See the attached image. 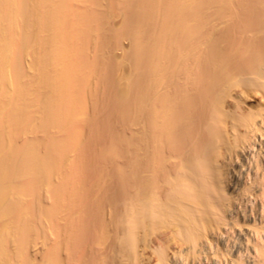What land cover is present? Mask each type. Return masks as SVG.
<instances>
[{"label":"bare ground","instance_id":"obj_1","mask_svg":"<svg viewBox=\"0 0 264 264\" xmlns=\"http://www.w3.org/2000/svg\"><path fill=\"white\" fill-rule=\"evenodd\" d=\"M239 216L264 264V0H0V264H201Z\"/></svg>","mask_w":264,"mask_h":264},{"label":"rangeland","instance_id":"obj_2","mask_svg":"<svg viewBox=\"0 0 264 264\" xmlns=\"http://www.w3.org/2000/svg\"><path fill=\"white\" fill-rule=\"evenodd\" d=\"M245 202H246V204L249 203V202L247 203V201H245ZM245 202H243V204H244ZM249 204H250V203H249ZM244 206H245V209H248V210L250 209V206H249V205H248V206L244 205ZM240 219H242V217L240 218V216H239V221H238V222H239L240 225H241L242 223H245V224H242V225L245 226V227L243 226V228H245L244 231H243L242 225H241V227H239V224H238V223H236V224L234 225L235 227L237 226L236 228H235V227H232L233 225L230 226V227L233 228V229H232V228L229 229V230L231 231L230 233H228L229 230H227L228 232H226L225 230H223L224 228H222V231H223V232H224V231L226 232V234H225V232H224V234L222 233L223 236L225 235V237H228V240H229V241H233L232 243L230 242V244H229L230 247H232V249L229 247V245H228V240H227L226 238H225V239H226L225 242H220L221 244H219V242L215 243V242H216L215 240L213 241L215 244H218L219 247H218L217 245H216V247H215V245H212L213 242L211 241L212 243L210 242L211 245L209 244V246H213V247H210V248H209V247H206V248L208 249L207 251H206L205 248H204V250H203L204 252H203V253H205V251H206L207 253L210 252L212 258L207 257V256H208L207 253H206L207 255H206V254H203V255L206 256L207 258L204 257V256L201 254V255H202V256H201L202 260H201L200 262H202V261L204 260L203 262H205V264H209V262H210V264H211V263H212V264H213V263H214V264H223V263H224V264H227V263H228V264H229V263H230V264H238V263H239V262L237 263V261H238V257H237V259H236L234 256H235V254L238 255V253H240L239 251H241V250L244 251L245 249H247L246 247L249 246L248 244L250 243L249 240H247V239H248L247 235L249 236V238H251L250 236H252V234H253V233H252V234H249V230H250V229L253 230V229L251 228V226L248 227V225L246 224V221H247V220L244 221V219H243V221H244V222H243V221H240ZM248 221H249V220H248ZM248 221H247V222H248ZM249 223H251V222H249ZM249 223H248V224H249ZM229 224H231V223H229ZM237 224H238V225H237ZM249 225H250V224H249ZM246 226H247L248 228H246ZM227 227H228V226H227ZM228 228H229V227H228ZM234 228H235V229H234ZM238 228H239L240 230H239ZM247 229H249V230H247ZM233 230H234V231L236 230V231L234 232L235 234L232 233ZM241 230H242L243 232H245L244 234H245L246 236L241 232ZM237 231H240V232H241V234H240V232H238V233L240 234V238H243V237H244V239L247 238V239H246V240H247L246 243H248L247 246H246V243L244 242L245 240L243 241V239H239V234L237 233ZM247 231H248V232H247ZM251 232H252V231H251ZM253 232H254V231H253ZM231 233H232L234 236L236 235L235 237L233 236V238H234L233 240H232V237H230V236L232 235ZM228 234H230V236H229ZM237 234H238V235H237ZM242 234H243V235H242ZM227 235H228V236H227ZM253 236H254V234H253ZM229 237H230L231 240L229 239ZM236 237H237V238H236ZM236 239H237V240H236ZM234 240H235L236 242H235ZM238 240H240V241H238ZM226 242H227V244H226ZM239 242H240V244H241V242H242V245H240V246L242 247L241 249H240V247L237 248V246L239 245ZM243 242H244V243H243ZM234 243H235V244L238 243V244L235 245ZM223 245H224V246H223ZM226 245H228V246H226ZM233 245H234L235 247H234ZM244 245H245L246 247H244ZM222 246H223V248H224L225 246L227 247V248H224L225 251H223V249H221ZM220 247H221V248H220ZM249 247H250V246H249ZM215 248H216V250H215ZM217 248H218V249H217ZM228 248H230L231 250H229ZM226 249H227V250H226ZM235 249H236L237 251L239 250L238 253H237V251H236ZM210 250H212V251H210ZM213 251H214V252H213ZM219 251H221V252H219ZM228 251H234V255H232L233 252H232V254H231V253L228 252ZM246 251H247L248 254H249L250 249H248V250H246ZM246 251H244L245 253H243V254H247ZM211 252H212L213 254H212ZM215 252H216V255L214 254ZM217 252H218V253H217ZM225 252H227V253H225ZM235 252H236V253H235ZM241 252H242V251H241ZM222 253H223V254H222ZM228 253H230L231 256H233V257H232V258L229 257L230 255H229ZM210 254H209V256H210ZM224 254H225L226 256H225ZM243 254H240L241 258H243V257H242ZM213 255H214V256H213ZM219 255H220V256H219ZM222 255H223V256H222ZM227 255H228V257H227ZM218 256H219V257H218ZM224 256H225V257H224ZM213 257H214V258H213ZM244 257H246V255H245ZM247 257H249V255H247ZM204 258H206V259H204ZM208 258H209V259H208ZM217 258L219 259L218 262H217ZM223 258H224L225 260H224ZM230 258H231L232 260H231ZM207 259H208L209 262L207 261ZM212 259H213V260H212ZM214 259H216V261H215ZM220 259H221V260H220ZM227 259H228V260H227ZM229 259H230V260H229ZM233 259H234V261H233ZM235 259H236L237 261H236ZM245 259H247V258H245ZM248 259H250V258H248ZM222 260H223V263H222ZM242 260H244V259H242ZM206 261H207V262H206ZM212 261H213V262H212ZM219 261H220V262H219ZM226 261H227V262H226ZM230 261H231V262H230ZM239 261H240V263L245 264V263L242 262L241 260H239ZM203 262H202L201 264H203ZM225 262H226V263H225ZM234 262H235V263H234ZM246 262H247V261H246Z\"/></svg>","mask_w":264,"mask_h":264}]
</instances>
